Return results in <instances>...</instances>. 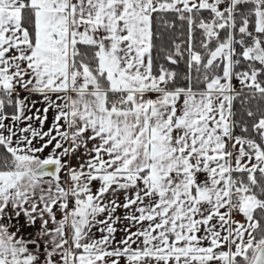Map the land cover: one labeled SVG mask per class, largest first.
<instances>
[{"label":"snow or ice","instance_id":"obj_1","mask_svg":"<svg viewBox=\"0 0 264 264\" xmlns=\"http://www.w3.org/2000/svg\"><path fill=\"white\" fill-rule=\"evenodd\" d=\"M0 264H264V0H0Z\"/></svg>","mask_w":264,"mask_h":264}]
</instances>
